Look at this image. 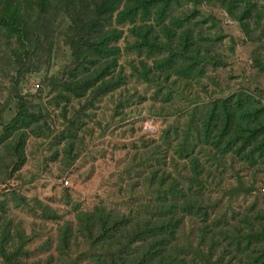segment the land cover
Here are the masks:
<instances>
[{"label":"rangeland","instance_id":"374dc122","mask_svg":"<svg viewBox=\"0 0 264 264\" xmlns=\"http://www.w3.org/2000/svg\"><path fill=\"white\" fill-rule=\"evenodd\" d=\"M53 5L52 32L28 55L0 29V264L89 255L78 215L100 205L143 215L168 174L202 188L213 215L264 208V135L224 155L201 137L219 99L244 92L264 104V0H172L164 21L148 20L150 40L114 21L108 57L78 52L74 8ZM198 226L188 218L182 239Z\"/></svg>","mask_w":264,"mask_h":264},{"label":"trees","instance_id":"16d2710c","mask_svg":"<svg viewBox=\"0 0 264 264\" xmlns=\"http://www.w3.org/2000/svg\"><path fill=\"white\" fill-rule=\"evenodd\" d=\"M60 3L66 11L74 8L72 46L78 52L108 57L114 54L110 43L120 37L117 28L107 30L108 26L114 21L128 22L138 38H156L155 25L148 22L164 21L172 0H0V29L9 38L15 35L28 55L37 49L42 36L52 32L49 10H59L53 4ZM163 27L170 29L165 23ZM219 101L220 108L215 106L201 121L202 140L223 155L240 141L248 146L258 144L264 135V104L244 92ZM187 152L185 157L198 177L199 160ZM254 152L247 159L251 160ZM170 177L164 175L159 180L156 198L142 205L143 215L132 210L116 214L102 205L78 215L94 250L67 264H83L80 260L85 257L89 258L86 264H264V208L253 205L230 218L213 215L202 188H195L193 182L188 189L182 188ZM188 218L197 219L199 226L182 239ZM69 235L65 234L66 241Z\"/></svg>","mask_w":264,"mask_h":264},{"label":"built area","instance_id":"2783aa9c","mask_svg":"<svg viewBox=\"0 0 264 264\" xmlns=\"http://www.w3.org/2000/svg\"><path fill=\"white\" fill-rule=\"evenodd\" d=\"M68 183H69V181H68V180H65V181H64V184H66V185H67Z\"/></svg>","mask_w":264,"mask_h":264}]
</instances>
